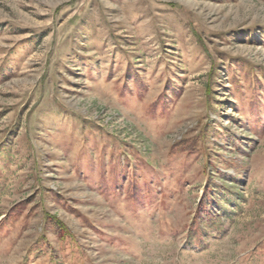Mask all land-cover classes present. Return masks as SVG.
<instances>
[{
  "label": "rangeland",
  "instance_id": "374dc122",
  "mask_svg": "<svg viewBox=\"0 0 264 264\" xmlns=\"http://www.w3.org/2000/svg\"><path fill=\"white\" fill-rule=\"evenodd\" d=\"M0 264H264V0H0Z\"/></svg>",
  "mask_w": 264,
  "mask_h": 264
}]
</instances>
